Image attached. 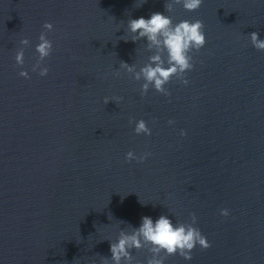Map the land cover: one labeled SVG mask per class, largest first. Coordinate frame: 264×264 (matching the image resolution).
Segmentation results:
<instances>
[{
	"label": "water",
	"instance_id": "obj_1",
	"mask_svg": "<svg viewBox=\"0 0 264 264\" xmlns=\"http://www.w3.org/2000/svg\"><path fill=\"white\" fill-rule=\"evenodd\" d=\"M166 2L0 0V264H104L120 230L161 214L185 224L194 214L210 244L190 260L160 253L164 264H264V50L248 35L264 39V2ZM152 12L199 19L206 37L188 83L172 77L168 95H141L143 81L120 68L154 54L143 38L120 39L129 18ZM45 21L41 77L31 67ZM140 119L150 135L134 132ZM129 150L150 155L125 160Z\"/></svg>",
	"mask_w": 264,
	"mask_h": 264
},
{
	"label": "clouds",
	"instance_id": "obj_2",
	"mask_svg": "<svg viewBox=\"0 0 264 264\" xmlns=\"http://www.w3.org/2000/svg\"><path fill=\"white\" fill-rule=\"evenodd\" d=\"M146 0H140L144 3ZM203 0H171L166 2L165 8L172 10L174 5H181L187 11H193L200 7ZM264 2V0H262ZM43 30L38 36V43L35 45L37 54L36 61L32 64L31 71L38 72L39 76L47 75L48 66L42 63L50 56L53 48L52 40L48 38L47 33L53 30V24L45 21L42 25ZM127 33L120 37L127 41L129 38L135 42L143 38L147 41V47L154 49V54L149 57V62L136 70L133 65L121 61L120 68L125 73H131L132 79L143 81L140 84L141 95L145 94L151 87L157 92L168 95V90L164 87L172 77H176L182 84H187L188 80L185 73L193 68L192 53L198 51L206 43L205 33L203 31V22L199 19H182L173 23L172 16L161 12H152L146 18L140 16L129 18L127 20ZM252 46L258 50H264V39L259 38L258 32L248 34ZM21 46L29 44L27 37L19 41ZM16 65L24 64V47H20L15 52ZM19 76L25 79L29 78V72L21 68ZM120 99V98H116ZM109 100L105 97V103ZM171 125L173 120H169ZM134 132L139 135H150L151 129L146 125L143 119L135 122ZM186 133L180 130V135ZM149 153L145 152L136 155L132 150L125 153V160L143 161ZM143 203V201H141ZM221 216H228L229 210L221 208ZM196 216L191 215L190 223H173L170 216L159 215L153 219L151 216L144 215L140 218L138 226L131 231L120 230L115 240H109V251L111 256L104 258V264H141L132 254L133 249H142L148 246L150 256L146 257L144 264H164L165 256L178 254L184 260L191 259V251L195 246L208 248L210 246L207 238L201 233L198 227H195Z\"/></svg>",
	"mask_w": 264,
	"mask_h": 264
}]
</instances>
